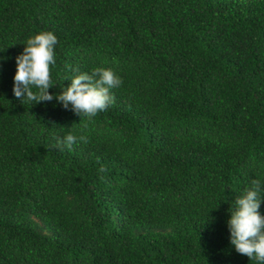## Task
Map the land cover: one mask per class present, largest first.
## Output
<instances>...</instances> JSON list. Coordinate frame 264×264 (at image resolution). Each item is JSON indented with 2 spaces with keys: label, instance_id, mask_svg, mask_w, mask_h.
<instances>
[{
  "label": "trees",
  "instance_id": "1",
  "mask_svg": "<svg viewBox=\"0 0 264 264\" xmlns=\"http://www.w3.org/2000/svg\"><path fill=\"white\" fill-rule=\"evenodd\" d=\"M42 31L58 39L49 92L109 68L107 110L15 97ZM69 133L88 143L60 151ZM253 179L264 0H0V264H257L227 226Z\"/></svg>",
  "mask_w": 264,
  "mask_h": 264
},
{
  "label": "clouds",
  "instance_id": "2",
  "mask_svg": "<svg viewBox=\"0 0 264 264\" xmlns=\"http://www.w3.org/2000/svg\"><path fill=\"white\" fill-rule=\"evenodd\" d=\"M57 37L50 31H42L26 41L23 52L16 57L17 70L14 76L13 93L21 101L27 100L39 104L56 99L65 110L91 120L99 112L107 110L113 103L110 90L121 86L122 79L111 69L93 68L91 73H80L71 80L69 86L57 94L49 89L53 87L51 65L55 64V46ZM88 143V137L79 138L69 133L57 138V147L63 151L77 142ZM100 172L106 171L101 167ZM104 179V177H101ZM264 187L259 179H253L251 186L242 195L236 197L229 208L230 219L227 226L230 231V243L237 253L264 264V215L259 211L264 196Z\"/></svg>",
  "mask_w": 264,
  "mask_h": 264
}]
</instances>
